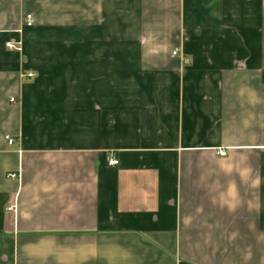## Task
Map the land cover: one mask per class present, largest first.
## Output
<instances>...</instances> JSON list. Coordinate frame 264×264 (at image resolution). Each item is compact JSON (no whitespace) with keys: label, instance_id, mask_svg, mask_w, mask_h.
Masks as SVG:
<instances>
[{"label":"crops","instance_id":"obj_1","mask_svg":"<svg viewBox=\"0 0 264 264\" xmlns=\"http://www.w3.org/2000/svg\"><path fill=\"white\" fill-rule=\"evenodd\" d=\"M0 264H264V0H0Z\"/></svg>","mask_w":264,"mask_h":264},{"label":"built area","instance_id":"obj_2","mask_svg":"<svg viewBox=\"0 0 264 264\" xmlns=\"http://www.w3.org/2000/svg\"><path fill=\"white\" fill-rule=\"evenodd\" d=\"M26 24H27V25H30V26L33 24V18H32L31 15H28V16H27ZM7 45H8L9 47H15L14 44L11 43V42H8ZM175 52H177V51H175ZM33 74H34V73H31V75H33ZM12 100L14 101L15 98H12ZM7 138H8L9 143L12 144V143L15 142V139H14L13 137H11L10 135H8ZM219 153L222 154V155H224V154L227 153V151H226V149L221 148V149H219ZM112 163H118V160H117V159H112ZM11 175H12V176H16L17 173H12Z\"/></svg>","mask_w":264,"mask_h":264},{"label":"clouds","instance_id":"obj_3","mask_svg":"<svg viewBox=\"0 0 264 264\" xmlns=\"http://www.w3.org/2000/svg\"><path fill=\"white\" fill-rule=\"evenodd\" d=\"M231 171V170H229ZM251 172V169L250 168H244L242 170L239 171V175L241 177V180L244 181L246 179V174H250ZM258 179L254 182V185L253 186H258ZM228 193L229 195H232V196H235L237 195L238 193L236 192V186H235V183H231L228 187Z\"/></svg>","mask_w":264,"mask_h":264}]
</instances>
